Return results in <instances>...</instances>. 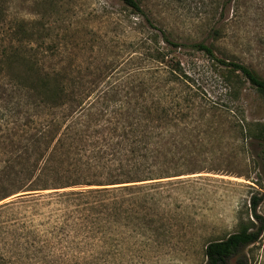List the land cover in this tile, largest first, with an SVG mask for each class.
<instances>
[{
    "label": "rangeland",
    "instance_id": "1",
    "mask_svg": "<svg viewBox=\"0 0 264 264\" xmlns=\"http://www.w3.org/2000/svg\"><path fill=\"white\" fill-rule=\"evenodd\" d=\"M139 1L144 16L121 0H0V57L3 49L21 46L17 38L25 34H15L18 24H45L23 50L46 71H73L77 84L96 88L86 103L107 92L109 114L118 118L122 103L138 98L146 80L161 86L155 94L164 96L175 119L164 164L171 171L156 177L162 179L66 186L61 169L54 176L41 173L44 145L33 135L47 112L34 110L25 92L14 95L13 82L1 75L0 176L9 163H21L17 172L39 164L33 175L27 169L1 180L0 264H206L210 242L252 220L253 195L262 197L264 218L261 148L241 135L244 119L264 122V100L193 52L180 55L193 81L159 84L155 72L165 78L169 69L150 57L154 35L177 43L208 40L220 57L264 78V0H235L227 7L224 0ZM216 31L222 36L217 40ZM157 47L170 60L172 49L161 40ZM242 258L264 264V232Z\"/></svg>",
    "mask_w": 264,
    "mask_h": 264
},
{
    "label": "trees",
    "instance_id": "2",
    "mask_svg": "<svg viewBox=\"0 0 264 264\" xmlns=\"http://www.w3.org/2000/svg\"><path fill=\"white\" fill-rule=\"evenodd\" d=\"M121 1L135 14L144 16L139 0ZM234 1L224 0L223 6L227 7ZM44 29L47 28L42 23L21 22L15 30L18 36L25 34L24 37L17 38L21 46L11 45L3 49L0 57V62L5 67L0 69V76L11 79L13 94L25 92L30 98L29 105L34 110L44 109L47 112L48 120L33 135L37 142L44 145L42 154L39 155V158L43 156L44 159L41 173L49 177L58 174L61 169L66 174L60 176V179L66 181L63 183L66 186L124 185L162 179L163 175H167L171 168H165L164 164L168 163L171 155V128L175 119L171 115L172 108L165 106L166 103L163 102L164 96L155 94L161 86H147L145 80L140 96L122 103L118 118L111 117L107 92L94 99L91 104L86 103L96 88L77 84L73 71H46L38 65L40 60L37 56H29L23 50L24 41H32L34 30ZM215 35L216 40L222 37L217 31ZM43 38L45 43L47 37ZM153 39L151 59L156 63H166L169 69L165 78L155 72L159 84H185L193 81L180 60L182 53L193 52L204 55L235 74V78H240L238 82L249 84L264 100V78L244 63L220 57L214 44L208 40L177 43L159 35H154ZM159 40L173 51L168 61L165 59L168 55L157 47ZM132 100L136 102L133 104ZM18 108H21L20 104ZM99 116L105 120L103 124L97 121ZM244 122L241 135L244 137L245 134L248 139L256 141L261 148L258 158L262 162L264 175V122L250 124L246 119ZM16 164L9 163L6 166L7 170L1 172L0 183L2 179H12L27 169L33 175L39 162L31 169L20 168L19 172L17 169L21 163ZM92 171L96 172L90 174ZM159 176L162 178H156ZM72 177L78 180L71 181ZM92 177L94 181L83 180ZM128 187L120 188L125 190ZM258 195H253L249 203L252 220L242 221L238 232L207 245L206 264H247V260L242 258V251L259 243L264 232V218L259 214L262 197Z\"/></svg>",
    "mask_w": 264,
    "mask_h": 264
}]
</instances>
